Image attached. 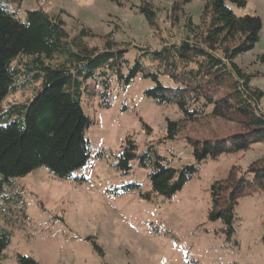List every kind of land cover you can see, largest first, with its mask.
<instances>
[{
    "label": "rangeland",
    "instance_id": "obj_1",
    "mask_svg": "<svg viewBox=\"0 0 264 264\" xmlns=\"http://www.w3.org/2000/svg\"><path fill=\"white\" fill-rule=\"evenodd\" d=\"M142 1L150 3L157 14V33L137 12ZM245 2L243 7L227 5L236 16H258L262 27L253 49L238 55L235 63L252 75L250 86L263 93L262 110L264 0ZM205 3L191 0L176 21L170 0H11L9 8L21 20L27 11L63 12L70 38L86 30L95 34L83 41L89 47L102 49L111 40L117 49L126 50L122 68L126 73L136 58L145 61L138 50L155 51L183 39L186 17L199 26ZM60 61L56 58L52 65ZM161 79L170 85L168 79ZM152 86L151 81L136 76L121 88L113 77L109 108L99 107L97 97L83 102V111L92 122L85 134L90 158L71 179L54 178L39 167L3 189L0 227L9 232L10 241L1 264H19L18 257L34 264H264V193L238 200L230 236L220 221L208 218L212 182L224 179L232 165L243 170L264 156L263 144L246 153L201 162L192 179L170 199L151 192L148 171L136 159L126 174L116 168V157L127 138L134 141L137 155L151 146L177 169L195 164L188 138L207 139L234 131L232 124L209 119L187 124L174 140L166 139L167 121L178 122L182 116L176 106H158L146 98L143 92ZM37 87L38 83L25 86L8 96L4 106L25 102ZM143 125L150 129L148 133ZM134 183L139 191H122Z\"/></svg>",
    "mask_w": 264,
    "mask_h": 264
},
{
    "label": "trees",
    "instance_id": "obj_2",
    "mask_svg": "<svg viewBox=\"0 0 264 264\" xmlns=\"http://www.w3.org/2000/svg\"><path fill=\"white\" fill-rule=\"evenodd\" d=\"M9 1V2H8ZM11 0H0V196L12 180L45 168L60 180H69L89 160L86 131L92 125L83 111L85 100L99 99L98 106L109 108L113 77L121 88L139 76L153 83L143 95L158 106L174 105L180 121H167L166 139L174 140L187 124L218 120L232 124L234 131L199 139L188 138L195 164L173 168L151 146L136 154L137 147L127 138L117 155L116 168L128 173L133 160L148 171L151 192L170 199L198 171L205 160L221 155L246 153L264 145V109L259 102L263 93L250 86V78L235 58L253 49L262 27L258 16H236L228 3L243 7L245 0H206L201 23L185 18L184 38L159 50H138L127 72H123L124 52L111 40L102 49L83 41L95 34L81 30L70 38L56 14L42 10L27 11L24 19L9 8ZM191 0H170L173 20L183 14ZM148 27L159 31L158 18L150 3L142 1L136 8ZM56 58L62 61L52 65ZM264 62V56H261ZM126 63V62H125ZM169 80L170 85L161 78ZM38 83L23 103L4 106L10 95ZM147 133L150 131L143 125ZM138 184L122 191H139ZM208 218L220 221L226 235L233 233L234 207L238 200L264 193V156L243 170L232 165L226 177L212 182ZM143 198L148 195L139 194ZM264 243V220L262 222ZM10 234L0 227V264ZM19 264H34L18 257Z\"/></svg>",
    "mask_w": 264,
    "mask_h": 264
}]
</instances>
